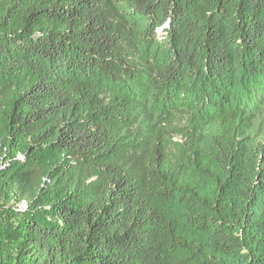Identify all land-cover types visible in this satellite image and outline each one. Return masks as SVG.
Wrapping results in <instances>:
<instances>
[{"label": "trees", "instance_id": "obj_1", "mask_svg": "<svg viewBox=\"0 0 264 264\" xmlns=\"http://www.w3.org/2000/svg\"><path fill=\"white\" fill-rule=\"evenodd\" d=\"M0 264H264V0H0Z\"/></svg>", "mask_w": 264, "mask_h": 264}]
</instances>
